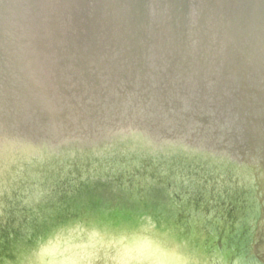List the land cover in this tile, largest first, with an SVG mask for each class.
<instances>
[{
  "label": "water",
  "instance_id": "obj_1",
  "mask_svg": "<svg viewBox=\"0 0 264 264\" xmlns=\"http://www.w3.org/2000/svg\"><path fill=\"white\" fill-rule=\"evenodd\" d=\"M263 259L264 0H0V264Z\"/></svg>",
  "mask_w": 264,
  "mask_h": 264
},
{
  "label": "flooded vegetation",
  "instance_id": "obj_2",
  "mask_svg": "<svg viewBox=\"0 0 264 264\" xmlns=\"http://www.w3.org/2000/svg\"><path fill=\"white\" fill-rule=\"evenodd\" d=\"M253 256H255V258H257L255 254H254ZM263 260H264V259H263Z\"/></svg>",
  "mask_w": 264,
  "mask_h": 264
}]
</instances>
